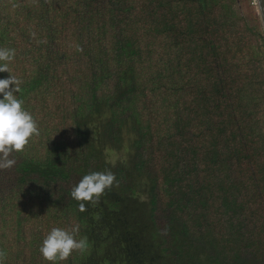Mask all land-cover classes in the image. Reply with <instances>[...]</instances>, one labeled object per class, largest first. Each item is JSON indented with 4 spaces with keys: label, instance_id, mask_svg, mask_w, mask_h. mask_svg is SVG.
<instances>
[{
    "label": "trees",
    "instance_id": "trees-1",
    "mask_svg": "<svg viewBox=\"0 0 264 264\" xmlns=\"http://www.w3.org/2000/svg\"><path fill=\"white\" fill-rule=\"evenodd\" d=\"M241 2L0 0L40 130L0 170L4 264H264V27ZM109 170L81 212L72 187ZM75 225L88 250L45 260Z\"/></svg>",
    "mask_w": 264,
    "mask_h": 264
},
{
    "label": "clouds",
    "instance_id": "clouds-1",
    "mask_svg": "<svg viewBox=\"0 0 264 264\" xmlns=\"http://www.w3.org/2000/svg\"><path fill=\"white\" fill-rule=\"evenodd\" d=\"M259 7L260 0H252ZM81 50L82 49H78ZM15 49L0 48V72H10L8 78L0 79V170H10L16 164L14 152H23L30 139L39 136L40 130L33 115L23 107L24 101L15 93L20 91L22 81L12 74L9 62L15 58ZM15 85L14 88L11 85ZM116 175L109 171H95L84 175L71 189L70 195L79 201V210L87 211L86 203L97 205L101 196L114 185L119 187ZM79 225L71 229L54 227L43 239L40 252L50 262L66 261L73 252L88 250L87 237L77 239ZM6 252L0 249V264H4Z\"/></svg>",
    "mask_w": 264,
    "mask_h": 264
},
{
    "label": "rangeland",
    "instance_id": "rangeland-1",
    "mask_svg": "<svg viewBox=\"0 0 264 264\" xmlns=\"http://www.w3.org/2000/svg\"><path fill=\"white\" fill-rule=\"evenodd\" d=\"M239 8L241 12L248 14L250 17H255L258 22L259 9L253 6L252 0H242ZM125 157L126 152L116 153L114 151H109L108 155V158L113 162L117 161L120 158L124 159Z\"/></svg>",
    "mask_w": 264,
    "mask_h": 264
},
{
    "label": "water",
    "instance_id": "water-1",
    "mask_svg": "<svg viewBox=\"0 0 264 264\" xmlns=\"http://www.w3.org/2000/svg\"><path fill=\"white\" fill-rule=\"evenodd\" d=\"M258 9H259L261 21H262V24L264 27V0H260V5H259Z\"/></svg>",
    "mask_w": 264,
    "mask_h": 264
}]
</instances>
